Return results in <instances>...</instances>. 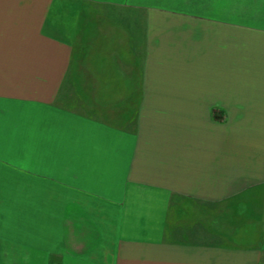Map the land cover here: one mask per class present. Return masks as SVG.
<instances>
[{
	"label": "crops",
	"instance_id": "0c3cea01",
	"mask_svg": "<svg viewBox=\"0 0 264 264\" xmlns=\"http://www.w3.org/2000/svg\"><path fill=\"white\" fill-rule=\"evenodd\" d=\"M160 1L0 0V222L43 264H264L226 221L264 227V0Z\"/></svg>",
	"mask_w": 264,
	"mask_h": 264
},
{
	"label": "rangeland",
	"instance_id": "374dc122",
	"mask_svg": "<svg viewBox=\"0 0 264 264\" xmlns=\"http://www.w3.org/2000/svg\"><path fill=\"white\" fill-rule=\"evenodd\" d=\"M133 1V0H132ZM140 1V0H137ZM147 3L154 4L158 3L161 5H167V2H161L160 0H146ZM126 11V10H125ZM146 16H152L149 9H146ZM143 10L133 9L126 11V16L131 19H134L137 16L142 15ZM119 11H111L108 14H104L105 17H115L120 16ZM143 16V15H142ZM136 23V22H135ZM138 24V20H137ZM232 145L228 142V148ZM243 199V197H242ZM260 201L258 197H253L252 194H248L245 198L240 202L238 207V211L241 214L238 216L236 214L235 217L228 216L230 219H226L232 226L235 225L237 227V232H239L240 236L246 237L245 241H249L251 243H255L258 238L263 237L264 233L262 232L263 226L259 224L261 222L258 221V209ZM263 207V204L260 205ZM256 210H255V209ZM251 209H254L253 211ZM251 215V216H250ZM248 216V218H246ZM253 216V217H252ZM21 218L8 216L6 218H1L0 222V264H17V262L29 261L31 258L34 261H31L30 264H43V261L46 257H48L50 251L57 247L58 244V236L59 233H51L45 230L40 229V233L36 234V230L38 227L35 226V229L31 226H28L20 220ZM248 219V220H247ZM244 220V221H243ZM247 220V221H246ZM263 225V223L261 224ZM53 229V227H51ZM260 231V232H259ZM259 232V233H258ZM16 241V242H14ZM28 244H27V242ZM258 242V241H257ZM40 243H45V247L40 246ZM32 244L34 246H32ZM32 246V247H31ZM50 248H49V247Z\"/></svg>",
	"mask_w": 264,
	"mask_h": 264
},
{
	"label": "trees",
	"instance_id": "16d2710c",
	"mask_svg": "<svg viewBox=\"0 0 264 264\" xmlns=\"http://www.w3.org/2000/svg\"><path fill=\"white\" fill-rule=\"evenodd\" d=\"M70 12L72 13L73 11L71 10Z\"/></svg>",
	"mask_w": 264,
	"mask_h": 264
}]
</instances>
